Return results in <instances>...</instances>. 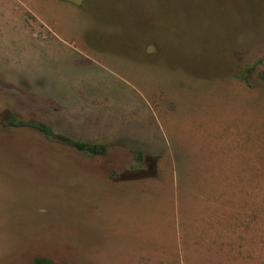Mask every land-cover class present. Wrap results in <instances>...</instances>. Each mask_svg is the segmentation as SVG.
I'll list each match as a JSON object with an SVG mask.
<instances>
[{"label":"rangeland","instance_id":"obj_1","mask_svg":"<svg viewBox=\"0 0 264 264\" xmlns=\"http://www.w3.org/2000/svg\"><path fill=\"white\" fill-rule=\"evenodd\" d=\"M85 2L0 0V264H264V0Z\"/></svg>","mask_w":264,"mask_h":264},{"label":"trees","instance_id":"obj_2","mask_svg":"<svg viewBox=\"0 0 264 264\" xmlns=\"http://www.w3.org/2000/svg\"><path fill=\"white\" fill-rule=\"evenodd\" d=\"M253 71H256L258 76L264 80V56H262L253 66L245 70V81L247 84L250 83L249 76L247 74ZM7 125L12 126H30L33 128L38 129L40 132H42L46 137L52 138L55 135V132L53 128L42 121L38 120H30V121H24L19 119L15 114H12L10 118L5 122ZM62 142L68 146H71L77 150L84 151L90 156H96V155H107L108 153V145L106 143H97V142H91V141H85L81 140L79 138H75L73 136L69 135H62ZM138 159H142L143 153L138 152ZM30 264H56L51 259H49L46 256H36Z\"/></svg>","mask_w":264,"mask_h":264},{"label":"crops","instance_id":"obj_3","mask_svg":"<svg viewBox=\"0 0 264 264\" xmlns=\"http://www.w3.org/2000/svg\"><path fill=\"white\" fill-rule=\"evenodd\" d=\"M67 1H69V2L73 1L74 3H79L81 6L86 4V2H85L86 0H67ZM32 16L33 17H32V19L30 18V20L34 21V27L36 28V30L30 34L32 36H39L40 34H43L42 25H41V21H40V20H42V18H40V16H37L34 14H32Z\"/></svg>","mask_w":264,"mask_h":264}]
</instances>
